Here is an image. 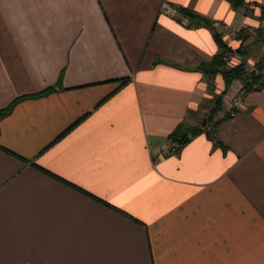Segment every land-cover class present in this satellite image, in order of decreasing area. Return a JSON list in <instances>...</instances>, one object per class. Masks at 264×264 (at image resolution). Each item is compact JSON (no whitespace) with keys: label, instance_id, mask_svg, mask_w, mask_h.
Instances as JSON below:
<instances>
[{"label":"crops","instance_id":"obj_1","mask_svg":"<svg viewBox=\"0 0 264 264\" xmlns=\"http://www.w3.org/2000/svg\"><path fill=\"white\" fill-rule=\"evenodd\" d=\"M163 1L225 26L230 65L264 52V0H0V147L24 159L0 150V264H264V76L208 115L218 49Z\"/></svg>","mask_w":264,"mask_h":264},{"label":"trees","instance_id":"obj_2","mask_svg":"<svg viewBox=\"0 0 264 264\" xmlns=\"http://www.w3.org/2000/svg\"><path fill=\"white\" fill-rule=\"evenodd\" d=\"M227 3L230 5V7L232 9H236L238 7H243L248 5L245 0H226ZM180 12L182 13V15H184L188 21L189 24L187 27L189 28H205L207 29L212 37V40L215 44V46L218 49V52L211 57V59L208 62H201L196 66L197 71L203 73L204 75H214V74H219L221 76V80L223 82L224 85V89L223 91L216 97L215 101H214V107L210 110L208 115H212L213 113H215L217 110H220V106H221V98L224 95V93L226 92L228 86L232 83V82H238L239 84L242 85V87L248 91L250 89H253L254 86H256L257 84H259L260 79H262V71H264V59H258L257 63H256V71L257 74L254 73H248L245 68H244V58H242L243 60L237 64V65H227L225 63V61L223 60V56L227 53L231 52V49L229 47H227V45H225V43L222 41V36L221 33L218 32L212 25V22L205 18L202 17L192 11L183 9V8H179ZM260 18L262 21H264V9H262V13L260 15ZM264 31V30H263ZM263 31L262 29L259 27L258 29L255 30V37L256 39L254 41H252L253 45H259L260 44H264V35H263ZM244 31H240L235 38H239L241 43L246 40L248 38V35H245ZM248 47L247 46H243L242 44L239 45L238 48L235 49V51L237 52V54L241 57H244L245 54L249 52V50H247ZM177 67V66H174ZM49 91H45L43 93H47ZM19 99L13 101V103H11V105H9L6 108H3L0 110V118L5 115L11 108V106L18 101ZM219 121H216L215 123H213V126L215 127L216 124H218ZM204 128H199V127H192V128H188V129H184L183 131H180L181 129H176L175 131H173L169 136V140L170 143L174 144V151L177 150V148H179L180 146L184 145L187 141H189L191 138H193L196 134H199L201 131H203ZM0 150L3 151L5 154L15 157L21 161L24 162V159L18 157L17 155L13 154L12 152L0 147ZM31 165L41 171L42 173L47 174L48 176L63 182L64 184L68 185L69 187H71L72 189H74L75 191L80 192L81 194L89 197L90 199L106 206L107 208L113 210V211H117L120 212L118 210H116L115 208H113L112 206L108 205L107 203L93 197L92 195H89L88 193H86L85 191L72 186L64 181H62L61 179H59L58 177L52 175L51 173L39 168L38 166H36L35 164L31 163ZM134 221V220H133Z\"/></svg>","mask_w":264,"mask_h":264},{"label":"built area","instance_id":"obj_3","mask_svg":"<svg viewBox=\"0 0 264 264\" xmlns=\"http://www.w3.org/2000/svg\"><path fill=\"white\" fill-rule=\"evenodd\" d=\"M263 6H264V1H263ZM180 7L174 6V5H169L166 2H161L159 6V12L161 15L170 17L176 21H178L180 24L184 26H188L189 21L188 19L182 15V13L179 10ZM219 29L217 30L218 32H225L226 27L225 26H217ZM252 35V33H248ZM249 36V35H248ZM258 59H264V52L260 53L259 57H256L254 60L253 59H246L244 68L248 73H254L257 74L256 71V63ZM223 60L227 65H230L231 61V54L227 53L223 56ZM262 76H264V71H262ZM226 93V94H225ZM224 93L222 99H221V106L220 110L216 113V119L217 120H223L232 117L237 108L240 106L241 101L246 93V90L242 87L241 84L238 86L233 85L232 83L228 86L226 92ZM206 125V123H205ZM203 126L202 128H204ZM201 128V129H202ZM207 129H210V131H213L214 126L213 123H208ZM174 147H171L165 152V155H171L174 153Z\"/></svg>","mask_w":264,"mask_h":264},{"label":"rangeland","instance_id":"obj_4","mask_svg":"<svg viewBox=\"0 0 264 264\" xmlns=\"http://www.w3.org/2000/svg\"><path fill=\"white\" fill-rule=\"evenodd\" d=\"M259 49H261V48H259ZM260 51H263V50H260ZM260 56V54H259V52L257 51V52H254V53H252V56H248V57H246V58H250V59H255L256 57H259ZM246 61V59H244V62ZM226 94V93H225ZM216 115V114H215ZM210 123H212V122H210Z\"/></svg>","mask_w":264,"mask_h":264},{"label":"water","instance_id":"obj_5","mask_svg":"<svg viewBox=\"0 0 264 264\" xmlns=\"http://www.w3.org/2000/svg\"><path fill=\"white\" fill-rule=\"evenodd\" d=\"M209 119V117H207V118H203L202 120H201V127H203L204 125H205V123H206V121Z\"/></svg>","mask_w":264,"mask_h":264}]
</instances>
